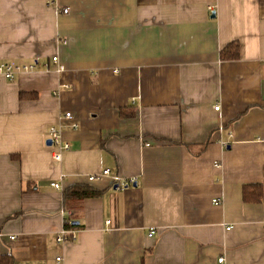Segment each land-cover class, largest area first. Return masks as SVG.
<instances>
[{"label": "crops", "instance_id": "obj_1", "mask_svg": "<svg viewBox=\"0 0 264 264\" xmlns=\"http://www.w3.org/2000/svg\"><path fill=\"white\" fill-rule=\"evenodd\" d=\"M1 62L37 69L0 76V257L264 264V0H0ZM75 186L99 195L67 232Z\"/></svg>", "mask_w": 264, "mask_h": 264}, {"label": "built area", "instance_id": "obj_2", "mask_svg": "<svg viewBox=\"0 0 264 264\" xmlns=\"http://www.w3.org/2000/svg\"><path fill=\"white\" fill-rule=\"evenodd\" d=\"M63 13L68 14L69 10H64ZM53 62L59 66V71L61 72L65 71V67L59 64L58 58H53ZM36 69H37V63L25 65V64H14V63L1 62L0 63V76H3L9 82H14L17 79V77L20 76L21 74L32 73ZM219 109H220L219 106L215 108V110H219ZM61 120L64 122H69V124H59L57 126H53L49 132L50 133L49 141L51 142V147L54 149V159L56 162H60L62 160L63 154L66 151L70 150L69 142L63 139L64 131L68 129L76 131L79 129V124L75 121L72 113L70 112L64 113L61 117ZM230 137H232V135H230ZM110 176H111L110 170H104L99 175L90 176L88 180L89 182L92 183V182H96L100 180L101 178L110 177ZM113 181H114V184H116L118 189H125L128 186L136 183V180H131L128 182V181L121 180L119 177L113 178ZM52 186L57 190L60 189V186L58 184H53ZM72 216H73L72 212L70 211L66 212V225L72 223ZM154 235H155V231H152L149 236L152 237ZM14 239L15 238H12V240ZM69 239H72V240H69ZM73 239H75V234L67 235L64 232L62 233V235L59 236L57 241L58 243H64L68 241H74ZM56 261L60 263L62 262V258L59 257L57 258ZM218 263L227 264L224 258L219 259Z\"/></svg>", "mask_w": 264, "mask_h": 264}, {"label": "trees", "instance_id": "obj_3", "mask_svg": "<svg viewBox=\"0 0 264 264\" xmlns=\"http://www.w3.org/2000/svg\"><path fill=\"white\" fill-rule=\"evenodd\" d=\"M235 47V52L231 53V48ZM228 54L230 59H236L239 54V47L238 45L231 44L228 48H226L223 51L222 57L223 58H228L226 57ZM35 96L33 94H22L21 99H33ZM133 116V114L131 115ZM253 187V186H251ZM256 192H258V196L254 199L256 202H260L262 200V188L259 186H255ZM248 189H245V199L246 201H251V199L248 198L247 196ZM99 193L95 191L93 188L89 186H75L72 187L63 193V204H64V209L66 211H71L73 216H72V223L65 225V229L67 231H77L82 228L80 222L82 221L83 217V204L86 199L93 198L98 196ZM74 222H79L78 226H73ZM72 240V239H71ZM75 240V239H73ZM0 264H14L13 258L11 256H3L0 257Z\"/></svg>", "mask_w": 264, "mask_h": 264}, {"label": "water", "instance_id": "obj_4", "mask_svg": "<svg viewBox=\"0 0 264 264\" xmlns=\"http://www.w3.org/2000/svg\"><path fill=\"white\" fill-rule=\"evenodd\" d=\"M214 17H215V14H213V18H214ZM47 145L51 147V142L48 141V142H47ZM116 188H117V187H116ZM116 188H115V189H116ZM78 225H79V222H74V223H73V226H78Z\"/></svg>", "mask_w": 264, "mask_h": 264}]
</instances>
